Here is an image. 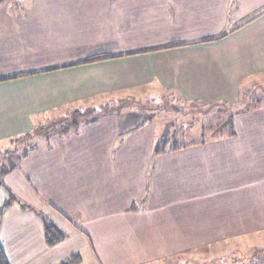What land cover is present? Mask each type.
Here are the masks:
<instances>
[{"label": "crops", "instance_id": "0c3cea01", "mask_svg": "<svg viewBox=\"0 0 264 264\" xmlns=\"http://www.w3.org/2000/svg\"><path fill=\"white\" fill-rule=\"evenodd\" d=\"M259 86L264 0H0V150L36 144L1 180L8 264H172L261 234L264 114L153 153L168 98L223 109ZM7 191L66 239L48 248L32 210L1 211Z\"/></svg>", "mask_w": 264, "mask_h": 264}, {"label": "rangeland", "instance_id": "374dc122", "mask_svg": "<svg viewBox=\"0 0 264 264\" xmlns=\"http://www.w3.org/2000/svg\"><path fill=\"white\" fill-rule=\"evenodd\" d=\"M23 1L25 2L26 0ZM171 99L172 98H168V101H164L162 106L159 107V110L164 112L163 118H165V122L174 123L173 126L170 125L171 131L168 130V134L172 131L175 133L179 132V135L177 134V139L181 142L187 143L195 142L197 144L201 141L206 142L208 138L213 136V134L211 136L208 135L207 138L205 135V138L200 140L199 138L202 134V130H204V133L207 132V134L212 131L214 133V131L218 128L220 129L225 123H227L229 115H233L234 119L238 114L240 115L249 112H254L253 117L255 118L259 116V114H264V86L240 91L238 100L231 102L233 104H226L224 102L223 109L221 106L210 107L208 109L201 108V110L189 109L185 106H182V108L180 104H177L176 99H173V102L170 101ZM171 104H176V106L178 105L179 107L173 105V107H175V109H173ZM259 107L261 109L258 111ZM181 109H184L182 114L179 113ZM218 110H221V113H217ZM47 130L48 129H42L39 133L45 134L48 132ZM255 130L263 132L264 125L255 128ZM226 132L227 128L224 130V133ZM225 139L227 138L224 136V141ZM20 146L23 147V145ZM20 146H12L7 150H19L21 149ZM7 150L2 149L0 150V153L5 154ZM153 162H155V159H153L151 163ZM162 162L166 161L163 159ZM253 172L255 171H252L251 173L241 171L240 173L242 176L240 175V178L247 177L248 175H250V177H257V173ZM262 248H264V231L255 236L224 237V243L213 246L208 250L197 252L192 251L189 254L175 256L170 262L174 264H183L184 261L192 259V261L195 260L196 264H209L215 258L224 257V264H246L247 260H252L256 255L255 253Z\"/></svg>", "mask_w": 264, "mask_h": 264}, {"label": "trees", "instance_id": "16d2710c", "mask_svg": "<svg viewBox=\"0 0 264 264\" xmlns=\"http://www.w3.org/2000/svg\"><path fill=\"white\" fill-rule=\"evenodd\" d=\"M227 119H228L227 123H225L220 129L218 128L213 134L214 136H217L218 134H220L223 129L225 130V128H227V132L224 135L225 137L231 138L234 135L233 115H229ZM73 125L76 126L77 123L76 124L74 123ZM175 134L176 133L168 134V131H167L166 135L162 136L156 142L154 151H153L154 156H161L167 153L174 152L184 147V145H181L176 140ZM203 135H205V133H203ZM203 135H202L201 140L204 139ZM44 136L48 137L49 136L48 132L45 133ZM31 138H34V136H28V138L24 140L23 148L20 150L13 149L11 151L7 150L5 154L0 153V156H1L0 157V187H3V184L1 182L3 177L6 174L12 172L14 169H16L18 166V161L26 157L29 154V152L35 148V145H36L35 142H31V143L28 142V140ZM21 141L18 140L17 144L23 143ZM201 143H204V141H201ZM7 193H8V198L4 202L1 208V211L8 209L9 207H12L13 205H18L23 210H32V208L20 202L11 192L7 191ZM33 212L41 220V223L43 226V232H44V241L48 248H53L56 245L62 243L66 239V235L62 231H60L53 223H51L44 215H42L39 212H35V211ZM255 254H256L255 257L252 260L251 259L247 260L246 264H264V248L260 249ZM223 258L224 257L215 258L209 264H219L222 261L224 262ZM0 264H8L1 246H0ZM59 264H80V257L78 255H73L67 258L66 260L61 261ZM183 264H196V262L195 260L192 261V259H188L184 261Z\"/></svg>", "mask_w": 264, "mask_h": 264}]
</instances>
